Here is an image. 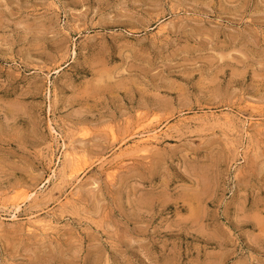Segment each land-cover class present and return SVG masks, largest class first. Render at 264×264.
<instances>
[{"label":"rangeland","instance_id":"374dc122","mask_svg":"<svg viewBox=\"0 0 264 264\" xmlns=\"http://www.w3.org/2000/svg\"><path fill=\"white\" fill-rule=\"evenodd\" d=\"M0 264H264V0H0Z\"/></svg>","mask_w":264,"mask_h":264},{"label":"bare ground","instance_id":"6f19581e","mask_svg":"<svg viewBox=\"0 0 264 264\" xmlns=\"http://www.w3.org/2000/svg\"><path fill=\"white\" fill-rule=\"evenodd\" d=\"M144 126H145V125H144ZM141 127H142V126H141ZM141 129H142V128H141ZM143 129H144V128H143ZM145 130H146V129H145ZM142 131H143V130H142ZM147 131H148V130H147ZM143 132H144V131H143ZM137 133H138V132H137ZM152 133H153V132H152ZM146 134H148V133H146ZM140 135H141V134H140ZM147 136H148V137H147L146 141H147V140H151V139L154 140V138L156 137V134H155V135H154V134H151V135L149 134V135H147ZM144 138H145V137H144ZM144 138H143V139H144ZM155 141H156V140H155ZM139 142H140V141H139ZM148 142H149V141H148ZM140 143H142V141H141ZM147 144H148V143H147ZM150 144H151V143H149L148 146H150ZM140 145H141V144H140ZM141 146H142V145H141ZM63 148H64V147H63ZM67 148H68V147H67ZM146 148H147V147H146ZM64 149H65V148H64ZM66 150H67V149H66ZM66 150H65V151H66ZM66 152H67V151H66ZM68 152H69V151H68ZM63 153H64V152H63ZM66 154L68 155V153H66ZM70 154H71V153H70ZM63 155H64V154H63ZM65 157H66V156H65ZM73 159H74V158H73ZM75 159H76V158H75ZM65 162H67V161L65 160ZM62 164H63V163H62ZM82 164H83V163H82ZM69 165H70V164H69ZM73 165H74V164H73ZM63 167H64V166H63ZM69 167H70V166H69ZM61 170H62V169H61ZM61 170H60V171H61ZM63 171H64V169H63ZM69 171H71V170H69ZM67 172H68V171H67ZM54 173H55V172H54ZM57 173H58V172H57ZM76 173H77V169H76ZM55 174H56V173H55ZM68 174H70V173H68ZM77 174H78V173H77ZM53 175H54V174H53ZM53 175H52V176H53ZM59 176H60V175H59ZM59 176H58V178H59ZM64 176H65V175H64ZM64 176H63V177H64ZM75 176H76V175H75ZM75 176H74V177H75ZM54 177H55V176H54ZM63 177H61L62 180H63ZM69 177H71V176H69ZM59 179H60V178H59ZM64 179H65V177H64ZM57 180H58V179H57ZM70 180H71V179H70ZM60 181H61V180H60ZM57 183H58V182H57ZM57 183H55V184H57ZM59 183H60V182H59ZM45 185H46V184H45ZM53 185H54V184H53ZM42 189H43V188H42ZM31 195H32V194H31ZM31 195H30V196H31ZM33 195H34V194H33ZM40 195H41V193H40ZM31 199H32V198H31ZM32 200H33V199H32ZM23 202H24V201H23ZM21 203H22V201H21ZM18 207H19V206H18ZM16 210H17V209H16ZM21 211H22V210H21ZM21 211H20V212H21ZM18 212H19V211H18ZM22 212H23V211H22ZM29 212H30V211H29ZM29 212H28V213H29ZM18 214H19V213H18ZM35 215H36V214H35ZM32 216H33V215H32ZM28 217H30V216H28ZM35 218H36V217H35ZM35 220H36V219H35ZM32 221H33V220H32ZM35 222H36V221H35ZM41 224H42V221H41ZM41 224H40V225H41Z\"/></svg>","mask_w":264,"mask_h":264}]
</instances>
